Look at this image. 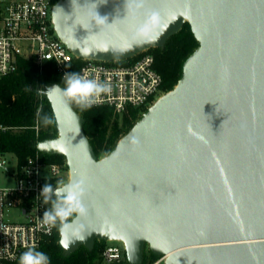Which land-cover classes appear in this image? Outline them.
Returning <instances> with one entry per match:
<instances>
[{"label": "water", "instance_id": "95a60500", "mask_svg": "<svg viewBox=\"0 0 264 264\" xmlns=\"http://www.w3.org/2000/svg\"><path fill=\"white\" fill-rule=\"evenodd\" d=\"M52 15L78 58L163 48L186 22L199 43L177 84L101 157L59 83L39 90L58 136L37 149L63 155L69 179L87 184L86 240L65 254L116 240L128 264H144L147 247L164 264H264V0H57Z\"/></svg>", "mask_w": 264, "mask_h": 264}, {"label": "built area", "instance_id": "2783aa9c", "mask_svg": "<svg viewBox=\"0 0 264 264\" xmlns=\"http://www.w3.org/2000/svg\"><path fill=\"white\" fill-rule=\"evenodd\" d=\"M56 1L0 0V77L16 71L20 58L33 60L40 69L53 62L63 77L79 73L110 86L111 91L91 107L111 106L118 113L149 108L163 85L155 55L144 50L118 61L76 57L54 28ZM76 59L82 60L77 70ZM35 128L38 130V124ZM12 129L0 123V136ZM0 167L14 181L11 186L0 187V264H13L23 252L29 248L39 251L54 236L57 227L43 223V213L50 205L43 203L41 192L52 179L60 183L69 170L66 162L45 160L38 149L23 162L13 152H0ZM102 255L107 263L121 261L125 258L124 245L107 244Z\"/></svg>", "mask_w": 264, "mask_h": 264}, {"label": "trees", "instance_id": "16d2710c", "mask_svg": "<svg viewBox=\"0 0 264 264\" xmlns=\"http://www.w3.org/2000/svg\"><path fill=\"white\" fill-rule=\"evenodd\" d=\"M190 24L186 22L182 29L171 36L166 45L149 49L155 55V67L163 77L162 89H172L182 77L183 65L187 57L198 46ZM76 59V70L81 64ZM66 77L60 75L53 62H47L42 69L31 59L20 58L16 71L0 77V123L9 124L14 129L0 136V152L15 153L20 162L37 150L41 140L58 136L56 120L51 104L40 89L51 83L64 87ZM40 111L38 112L39 107ZM74 108L85 117L84 129L98 157L114 149L119 139L134 125L148 108H130L118 113L111 106L82 108L73 103ZM45 118L48 122L45 123ZM39 126L38 130L35 125ZM45 160L64 163L66 159L60 154H46ZM68 169V166H67ZM59 181L52 179L54 187ZM75 215V214H74ZM73 218V217H72ZM58 226L54 236L39 251L50 258V264H102V252L107 245L104 240H96L93 250L81 246L70 255H66L60 245ZM160 256L147 247L144 264H154ZM13 264H19L15 262ZM109 264H128L126 253L121 261Z\"/></svg>", "mask_w": 264, "mask_h": 264}, {"label": "clouds", "instance_id": "9594fccd", "mask_svg": "<svg viewBox=\"0 0 264 264\" xmlns=\"http://www.w3.org/2000/svg\"><path fill=\"white\" fill-rule=\"evenodd\" d=\"M64 87L59 84L52 89L65 101L72 102L82 108H89L97 103L102 94L111 91L110 86L95 79H87L79 73H66ZM48 120L45 118V123ZM138 144V141H134ZM87 191L86 180L83 176L69 179L67 183H59L54 187L46 183L42 189L43 203L50 205L43 213V223L53 227L58 226L60 244L68 249L70 243L84 242V226L80 222L88 214L84 204ZM75 214V219L72 217ZM19 264H50V258L35 248H29L19 258Z\"/></svg>", "mask_w": 264, "mask_h": 264}, {"label": "rangeland", "instance_id": "374dc122", "mask_svg": "<svg viewBox=\"0 0 264 264\" xmlns=\"http://www.w3.org/2000/svg\"><path fill=\"white\" fill-rule=\"evenodd\" d=\"M166 89H161L159 92L156 93L154 96L155 101L162 96L164 93H166ZM69 179V173L65 172L63 173L62 176V181L60 182L61 184L66 183ZM14 184L13 178L8 176L0 167V187L1 186H11ZM107 244H120L123 245L122 242L116 241V240H111V241H106ZM160 259H158L156 262H158ZM102 264H109L106 261H104ZM158 264H164V261H160Z\"/></svg>", "mask_w": 264, "mask_h": 264}]
</instances>
